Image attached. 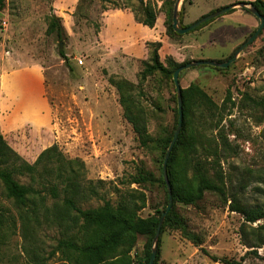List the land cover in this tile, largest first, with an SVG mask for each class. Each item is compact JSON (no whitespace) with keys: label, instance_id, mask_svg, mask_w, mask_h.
I'll list each match as a JSON object with an SVG mask.
<instances>
[{"label":"rangeland","instance_id":"1","mask_svg":"<svg viewBox=\"0 0 264 264\" xmlns=\"http://www.w3.org/2000/svg\"><path fill=\"white\" fill-rule=\"evenodd\" d=\"M233 1L236 0H193L188 6L189 13L197 18ZM241 1L250 6L254 0ZM161 3L158 0L159 6ZM164 10L160 21L166 18ZM114 12L122 16L110 19ZM51 14L61 17L64 26L61 38L56 33H47ZM140 14L143 12L138 0H5L0 10L1 132L11 143L22 141L20 133L26 123L8 124L5 98L8 93L16 95L23 91L11 78L14 72L38 70L45 80L46 95L56 110L59 133L63 130L65 135L74 136L71 130L75 129L81 134L71 148L72 137L63 139L55 133L59 148L68 158L84 160L86 167L79 178L83 185L88 180H106L98 189L105 199L113 201L117 196L113 188L125 186L122 181L141 173L159 175V152L140 145L132 124L124 117L119 92L109 77L134 84L132 93L145 107L148 129L155 138L165 129H173L177 106L175 83L169 74L156 71L142 79L144 62L151 61L152 51L157 48L159 52L163 45L160 39H147L138 52L130 48L132 34L122 19L132 16L136 24L145 27ZM255 21L253 14L240 10L221 14L204 26L184 33L194 38L192 50L196 58H190L186 49L173 54L166 49L159 54L163 60L170 56L180 63L193 59L224 61L250 36ZM179 25L188 24L179 19ZM159 27L160 24L156 33ZM182 35L172 40L182 42ZM23 77L24 86L34 92L37 73L25 70ZM179 80L183 88L197 83L210 97L203 110L204 136L199 146L209 175L216 177L223 173L228 195L236 193L246 204H264V29L229 66L198 65L183 70ZM194 102L201 103L198 99ZM199 110L196 106V115ZM19 148L34 151V146H25V143ZM18 179L28 182L24 176ZM131 186L140 188L137 183ZM141 186L145 187L147 200L141 216L162 210L166 203L165 189L151 181H144ZM230 198L225 203L215 192L207 191L196 204L175 203V211L186 229L196 234L201 243L196 246L180 229L167 227L160 235L161 261L224 264L214 260L216 256L242 259L243 264H263L259 256H264V246L258 248L257 256L248 253L249 248L242 244L240 226L244 219L230 209ZM103 202L104 198L93 196L77 203L88 208ZM52 203L53 199L48 196L47 204ZM1 212L7 219H1L0 264H68L61 259L60 251L51 254L58 239L64 236L62 228L42 214L39 220H22L20 210L0 184ZM8 218L14 219L16 225H9ZM76 231L77 228L70 226L67 233ZM145 244L146 239L140 237L131 251L132 259H144Z\"/></svg>","mask_w":264,"mask_h":264},{"label":"trees","instance_id":"2","mask_svg":"<svg viewBox=\"0 0 264 264\" xmlns=\"http://www.w3.org/2000/svg\"><path fill=\"white\" fill-rule=\"evenodd\" d=\"M161 1L162 5L159 6L157 0H138L143 12L138 15L140 21L153 27L159 12L165 8L167 34L173 39L176 36H181L182 34L174 30L172 21L176 0ZM250 3L264 15V0H254ZM4 5L5 0H0V10ZM243 9L250 12L248 8L243 7ZM182 11H180V15ZM167 18H169L168 22ZM210 21L212 20H208L192 30L198 29ZM63 31L61 17L56 14L49 15L47 33H56L61 38ZM236 49L228 58L235 53ZM60 54L65 57L63 50H60ZM183 63L170 56L166 60H162L156 48L152 51L151 61L144 62L145 68L141 72L142 79L160 71L169 74L174 81L173 73ZM109 80L119 92V101L124 109V117L132 124L140 145L150 150L155 148L159 152L157 160L159 175L154 177L151 173H141L139 176L130 177L125 182L122 181L121 184H125V186L116 185L113 188L117 195L114 201L105 199L104 194L98 189V185L104 186L107 183L106 180H88V184L83 185L79 178L86 167L84 160L79 157H66L58 144L48 140L44 132L36 133L32 132L29 126L23 127L25 130L20 133L21 143L27 142L30 145L31 141L34 142V139H38V142L33 145V156L27 158L7 140L6 135L0 130V184L7 196L20 210L22 220H33L34 218L39 220L42 214L62 228L64 236L58 239L51 254L55 255L57 251H60L61 259L68 264H149L152 241L168 203L169 196L163 173V162L179 121L177 91L173 129L171 131L165 129L155 138L148 129L145 107L132 93L134 84L126 79H116L114 76H110ZM182 96V128L167 162L173 205L161 227V233L167 227L180 229L187 239L198 246L201 243L200 238L186 229L184 222L175 211V203L196 204L207 191H212L225 203L231 196L230 209L239 212L244 219L240 226L241 242L249 248L248 253L259 256L258 248L264 246V204L250 205L242 202L236 193L228 195L223 173H219L216 177L209 175L204 159L200 157L199 146H201L204 136L201 130L203 110L207 107L208 104H205L210 101V97L194 82L186 88L182 87ZM197 99L200 100V104L192 103ZM196 106L200 107L198 115L195 114ZM197 120L200 122L197 123ZM18 176H24L28 182H22ZM144 181L157 183L166 192L164 208L158 209L154 214L146 217L140 214L147 202L143 190L145 187L141 186ZM133 183L139 184L140 188L132 187ZM48 196L53 199L51 205L47 204ZM93 196L104 198V202L88 208L78 205V201ZM5 217V213L1 212L0 226L3 223L1 219H7ZM8 223L16 225L15 220L11 218H8ZM70 226L77 228V231L69 235L67 230ZM140 237L146 239V244L143 247L144 259L135 260L131 257V251L137 245ZM213 257L214 260L224 264H243L242 259ZM259 257L262 258L264 264V256ZM35 264L46 263L37 262ZM154 264H169L161 261V238Z\"/></svg>","mask_w":264,"mask_h":264},{"label":"crops","instance_id":"3","mask_svg":"<svg viewBox=\"0 0 264 264\" xmlns=\"http://www.w3.org/2000/svg\"><path fill=\"white\" fill-rule=\"evenodd\" d=\"M186 1L187 0L180 2V7H181L180 11H182V8H183V11L181 15L179 11V19L186 24H191L192 22L197 20L199 17H201L205 13L201 14L197 18L191 17L188 6L193 4V0H191L187 5L185 4ZM237 1H241V0H236L229 4L236 3ZM235 10H240V11H244L245 13L247 12V13L253 14L252 12H249L240 6H235L232 11H235ZM162 12L163 11L159 12L156 23L153 27H149V26L144 27L142 25L136 24L132 16H126L124 17L125 19H122V21H124L125 23V28H129L132 34L130 38L131 40L130 48H132L134 52H138L139 49L144 48L143 40L160 39L163 45L159 51L160 53H162V51L166 49L169 51L172 50V54L173 52L177 50L186 49L189 51L188 56L190 58H196L192 50L195 46L194 38H189L186 34H183L182 37L184 40H182V42H178V41L174 42L172 40L173 38H171L167 34V29L165 25L166 18L160 21V15ZM121 16H122V13H115V14H111V17L109 18L116 19L117 17H121ZM253 16L255 15L253 14ZM255 19H256L255 27H252L250 29L251 32L249 33V35L257 28L259 24V19L256 16H255ZM159 24H160L159 33H156L155 30ZM174 59L176 60V58ZM29 69L33 70L38 75V80H37L38 84H37V87L34 88V92H30L24 86L25 84L23 83V80L21 79V78H24L23 77L24 71L29 70ZM29 69L18 70L14 72V74H12L11 76L12 80L15 81L16 86H18L19 89L23 91L22 93H19L16 95L8 93V95L6 96L5 105H4L5 106L4 113H5L6 121L8 122L10 126L13 124L19 125L25 122L26 123L25 126L31 125L32 127H34L32 128L31 126H29L32 132H36V133L44 132L46 138H48V140H50L51 142H56V143L58 142V138H59L58 134L60 137L62 136L63 139L72 137V140L69 141V144L71 145V148H72L73 146L76 145V143H78L77 141L78 139H80L81 134H77L75 129L71 130V133H73L74 136H71V134L69 136L65 135L63 130H61V133H59L58 121L55 119L57 115L56 110L54 109L53 105L49 101L48 96L46 95L45 80L43 78V75L38 70L31 69V68ZM55 133H58V134L56 135ZM35 142H38V139H34V142L31 141L32 145L31 144L30 145L33 146ZM24 143L26 146L27 142H24ZM11 144L16 149H18L20 153H22L25 157L30 158L33 156L34 151L30 152L27 149L20 150L19 147L20 145H22V143L13 141ZM163 258H165L164 255H163Z\"/></svg>","mask_w":264,"mask_h":264},{"label":"water","instance_id":"4","mask_svg":"<svg viewBox=\"0 0 264 264\" xmlns=\"http://www.w3.org/2000/svg\"><path fill=\"white\" fill-rule=\"evenodd\" d=\"M180 2L181 0H176L174 3V9H173V15H172V21H173V27L174 30L180 34H184L186 32L191 31L192 29L200 26L201 24H203L204 22L208 21V20H212L215 17L227 13L229 12L232 8H234L235 6H240V7H245L248 8L250 10V12H252L258 19H259V25L256 28V30L240 45L237 47L235 53L228 58L227 60L224 61H215V60H203V59H193L191 61H187L184 62L183 64H181L180 66H178L174 73H173V79L175 82V87H176V91H177V99H178V110H179V121H178V125L177 128L175 130L173 139L169 145V148L167 150L164 162H163V173H164V177L166 180V185H167V190H168V203H167V207L165 209V211L163 212L156 232H155V236L153 239V245H152V253H151V257H150V262L149 264H154L157 254H158V245H159V238H160V233H161V227L166 219V216L168 214V212L171 210L172 205H173V194H172V187L170 185L169 179H168V174H167V162L171 153V150L180 134L181 128H182V122H183V96H182V86L180 84V80H179V76L180 73L183 70L198 66V65H202V64H208V65H212V66H218V67H227L229 66L232 62H234L237 57L239 56V54L251 43L254 41V39L261 33V31L264 28V15L262 13H260V11L252 4L250 3V6L247 4V2L245 1H240V2H236L233 4H229L226 6H222L214 11H211L209 13H206L204 15H202L201 17H199L197 20H195L194 22H192L191 24H189L188 26H180L179 25V11H180Z\"/></svg>","mask_w":264,"mask_h":264}]
</instances>
